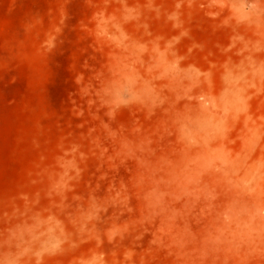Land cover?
<instances>
[{
    "label": "rangeland",
    "instance_id": "374dc122",
    "mask_svg": "<svg viewBox=\"0 0 264 264\" xmlns=\"http://www.w3.org/2000/svg\"><path fill=\"white\" fill-rule=\"evenodd\" d=\"M0 264H264V0H0Z\"/></svg>",
    "mask_w": 264,
    "mask_h": 264
}]
</instances>
